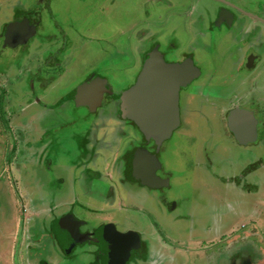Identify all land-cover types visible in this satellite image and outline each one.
<instances>
[{
  "label": "rangeland",
  "instance_id": "obj_1",
  "mask_svg": "<svg viewBox=\"0 0 264 264\" xmlns=\"http://www.w3.org/2000/svg\"><path fill=\"white\" fill-rule=\"evenodd\" d=\"M177 1L0 0V40L5 27L8 31L15 19L26 23L22 41L15 39L9 43L7 39V49L0 42V212H6L4 216L11 221L9 211L15 210L22 225L32 220L30 241H33L31 250L35 252V255L30 251L19 253L25 246L27 232H21L16 242L15 233L2 232V221L5 219L6 223L8 219L0 214V243L6 245L2 259H10L11 264H17L19 260L32 261V264L56 262L58 254L52 251L55 246L52 233L48 237L41 234L39 237L37 232L41 227L48 228L49 222L57 217L55 214L61 212H67L70 218H79L78 225L114 223L119 232L137 240L138 246L136 250H130L127 264H172L169 255L176 254L177 247L189 251L177 255L175 264H225L224 258L217 254L223 252L225 240L232 242L233 238L240 239L245 234L251 237L240 244L247 243L248 247L258 250L259 255H264V239L262 242L252 233L256 229L264 234V198L258 200L259 221L255 224L254 219L246 217L251 200L235 188L232 179H228L239 176L247 163L255 160L264 163V152L262 154L255 145L234 143L223 125L226 115L220 114L221 99L233 81L230 67L222 56L226 51L229 54L233 40L221 42L220 56H217L211 45H203L194 39L193 28L196 26L193 19L196 15L193 18L186 15L171 17L167 23V20L162 23L148 20L147 11L153 16L158 14L159 4L166 7ZM199 11L206 13L203 9ZM180 24L184 26L181 29ZM163 28L167 31L162 33ZM62 31L69 37V42ZM153 31L157 36L166 33L160 44L149 39ZM154 48H160L167 63H180L185 56L193 55L202 72L199 79L182 89V125L161 144L143 137L134 123L123 122L121 104L118 106L117 100L111 101L114 95L120 97L121 92L136 83L144 54ZM62 50L65 55L73 53L66 64V57L59 53ZM47 62L51 66H47ZM61 67L71 70L57 81L51 93L43 92L47 88L42 89L47 77L62 76ZM90 73H97L108 83L103 109L98 107L92 111L87 105L83 107L71 100L53 110L45 103L44 110L33 103L40 98L49 105L54 104L71 93ZM101 78L96 79L103 80ZM38 79L39 83L44 82L42 88L37 84ZM211 85L214 91L218 90L213 95H217L213 97L214 104L205 100L211 97ZM189 93L196 97L189 100L186 98ZM39 111L48 114L43 118L36 117ZM111 128L118 134V145L111 136L102 147ZM89 133L92 138L101 135V145L85 147L83 138ZM145 142L151 143V149L156 152L159 178L167 182L166 190L119 182L120 172L125 167L123 159ZM109 145L110 149H106ZM88 150L90 153H85ZM119 156L121 161L116 170L113 160ZM88 163L94 169L91 172L87 170ZM79 175L87 177L82 179ZM260 175L264 180V169ZM30 201L41 206L44 212L33 214L36 207ZM62 201H69L71 205L64 209L59 205ZM244 222H248L249 227L234 236L233 228L245 227ZM152 226L159 229V235ZM219 231L230 233L218 243H212L211 246L218 245L215 248L208 246ZM81 232H84L83 228ZM207 234L208 240L204 238ZM194 235L204 238L206 245L200 249L207 246L205 251L196 253L194 249L198 248L188 243V237ZM151 238L165 240L163 247L166 246L168 251L164 252ZM42 239L44 243L39 245ZM80 243L82 247L86 240ZM245 246L243 244L242 248ZM81 251L77 257L86 260ZM145 252L146 258L151 252L161 262L140 261L141 253Z\"/></svg>",
  "mask_w": 264,
  "mask_h": 264
},
{
  "label": "crops",
  "instance_id": "obj_2",
  "mask_svg": "<svg viewBox=\"0 0 264 264\" xmlns=\"http://www.w3.org/2000/svg\"><path fill=\"white\" fill-rule=\"evenodd\" d=\"M187 1H190V0H187ZM187 1L184 2V0H178L175 4H173V5L169 4L166 7L161 6L159 4V11L157 12L159 15L156 14V15L151 16L152 12L147 11V14L149 15V19L148 20L151 19L150 21L153 20V21H158L160 23H162L163 21L167 20L166 21V23H167L168 19L166 17L168 15H172L173 19H175L177 17L176 14H175L176 11H181L183 9L184 12H185V10H187L189 8V7L186 8L187 4L189 3ZM259 1L262 2V3L264 2V0H259ZM194 3L195 4H193L194 5L193 8L189 12L190 13L189 17H192L193 11L196 12V13H203V12L199 11V9H203V11H206V13L204 12V15H202V17H206L208 19V22H207V24L204 27L193 28L195 30V36H194L195 38L194 39L197 40V42H201V44H203V45L204 44L205 45H207V44L211 45L213 47V49H214V53L213 54H216L217 56H220L219 55L220 43L221 42H230L231 41L230 39L233 40V41H231L232 48L228 49L229 50V54H228V51H226V52H224V54L222 56L224 61L230 67L231 76L233 78V81L231 83H229V88L227 89V93H226L225 96L226 97H230L231 95H234L233 98H231V101L232 102L234 101L232 103V105L236 104V101H238L239 103H247L248 101H250V102L252 101L253 102V105H254L253 109L258 110V113H259L258 114L259 115L258 119H259L260 123H259V126H258V130H259V132L261 134V137L259 138L258 141L254 142V143H250L248 145H241L240 143H238V141L235 139V137H233V135L230 133V130H229L228 125H227V119H225V118L223 119L224 128H225L226 132H228L229 136L234 140L235 144H239L241 146L255 145L257 148H259L261 150V152L263 154V152H264V85L262 87H257L256 81L259 80V77H261V75H262V78L264 80V30L261 31V33L260 32H256L255 30H258V29H254V27H256V26H253V24H252V26L249 27L248 32H246L247 29H246V31L244 30V27H246L245 24H244V26L240 27L239 25H236L235 23H233L232 25H230L231 27L229 28V27H227L228 25H225L224 22H222V24H220L219 27H217V26H215V23L214 24H212V23L216 20L215 13H216L217 9L220 8V6L213 5L214 3H212L211 0H194ZM201 26H203V25H201ZM182 27H184V26L179 25L180 29ZM63 31H62V33H63ZM166 31H167L166 28H163L160 32L163 33V32H166ZM63 34H64V38H67V42H69V37L67 36V34L65 32ZM177 34H178V32H177ZM177 34H176V39L179 38V34L178 35ZM149 35L157 36L158 34H154V31H153ZM165 35H166V33L163 34V36L162 35L157 36V38H155V39L151 38V40L153 42H155V43L159 42V44H160V40L164 39ZM167 36H169V35L167 34ZM147 38H149V37H147ZM0 42H2V40H0ZM13 46H10V47H13ZM17 46L18 47L21 46V42ZM253 47H255V48H253ZM3 48L7 49L8 47H7V45H4ZM252 48L262 55L263 58L260 59L261 60V64H260V66L259 65L257 66V64H255L256 66H254L252 68V69H254V70H252V72L243 71L242 67H243V64H244V62L246 60L245 56L247 55V51L251 50ZM159 50H160V48H159ZM68 54L71 55L73 53L69 52ZM146 54H147V52L144 54L143 63L145 61ZM61 55L63 56V58L66 57L64 59V64H66L68 62V60L70 59L69 55H65V51H63ZM188 57H192V59L194 60L193 55L185 56V59H187ZM217 59H220V58L218 57ZM49 66H51V65H49ZM64 70L65 71L62 72V76H59L58 78H56V76H55L54 79L49 81L50 78L47 77L48 79H47V82L45 83L46 86L43 87V88H42V86H44V82L41 81V83H39L40 79H38L37 84L39 85L40 88L44 89V88L47 87L44 91L43 90H41V91H43V92L48 91L49 93H51L53 88L55 87V84H57V81L59 79L63 78V76L66 74V72L71 70V68H69V67L66 68L65 67ZM90 75H93L94 77H99V78L102 77V76L101 77L98 76L97 73H94V74L90 73V74H88L86 76V80H87L88 76H90ZM201 75H202V72H201ZM201 75H200V77H201ZM37 77H38V75H36V78ZM101 79H103V78H101ZM103 80H105V79H103ZM83 81H81L76 87H78L79 85L84 84L85 82H83ZM106 85L108 86L107 81H106ZM76 87L73 88L71 93H67L64 97H62L58 101H55V103L52 104V105H49L46 101L45 102L42 101V99H40V98H39V100L37 102L34 101L33 103H36V105L38 107H41L43 110H44L43 103L47 104L48 105L47 107L52 108L59 101H61L63 98H65L68 94H69L70 97L74 98L73 97V93H74L73 91H74V89ZM210 88H213V86L211 85ZM77 89L78 88H76L75 91H77ZM217 91H214V88H213V91L209 94L211 97L205 98L206 102L209 101V102H211V104H214L213 101H216V100H214L213 97H217V95H215V96H213V95ZM221 95L222 94H220L219 96H221ZM194 97H196L194 93H189L188 96H186V98H188L189 100L190 99H194ZM182 99H181V102H184V100L182 101ZM116 100H117V102H116ZM118 100H119V97L115 96V95L111 99L112 102H114V103L116 102V104L118 103V106H119L120 102ZM71 101H73V100H71ZM103 104L104 103L102 101L101 105L99 106V109H103ZM61 105H63V104H61ZM243 105H246V104H243ZM247 105L252 106L251 103H248ZM83 107H86V106H83ZM219 109H220V114L222 113L223 116L224 115L227 116V112L230 111L231 106L229 107L227 104L222 102V105H220ZM47 114H43L42 111H39L38 114H35V116L39 117V118L40 117L43 118ZM116 116H118V113L116 114ZM117 119L119 120L118 117H117ZM123 122H128V124L132 123L129 120H124ZM181 125H182V121H181ZM125 126H129V125H125ZM136 129H138V128L136 127ZM140 134L142 135L141 131H140ZM111 136H114L115 142L118 145V134L114 132L113 128H111V132H110L109 135L106 136L107 138L104 139V141L102 143V147H103V144L104 145L106 144V142H107L106 140L108 138H110ZM100 139H102L101 135L96 137V138H92L90 136V133L86 134L84 136V138H83V140L86 141V144H85L86 146L85 147H87V146L91 147L92 145L98 146L101 143ZM40 140H42V138H40ZM104 147H106V146H104ZM146 147L151 149V147H152L151 143H148ZM106 149H110V145L107 146ZM85 153H90V151L88 150ZM85 159L88 160V156H86ZM120 161H121L120 156L116 160H113V163L116 164V170L118 169L117 167L120 164ZM123 161H124V164H126L125 158L123 159ZM89 162H90V159H89ZM87 165H88L87 166L88 172H91V171L94 170L91 167L92 164L90 165V163H88ZM263 169H264V163L261 162V161L258 162V160H255L254 162L247 163L246 166L243 167V169H241L239 171V176L228 177L229 180L230 179L233 180V185L235 186V188L238 191H240L242 193V195H244L246 198H249L251 200V202H250L251 209L248 210L249 211L248 213H246V217H249L250 219H254L255 220V224H256L257 221H259L258 217H257V214H258V211H259L258 210L259 209L258 208V205H259L258 200L261 199V198H264V180L261 179V175H260V172H262ZM125 170H126V167L122 168V170L120 172V174L122 176L119 179V182L122 185H124L125 183L132 184L133 182L128 180V177L125 174ZM88 172L86 174H88ZM79 176L82 179H84V176L87 177L86 175H84V176L79 175ZM147 188H149V187H147ZM164 188H165V190L168 189L166 186ZM160 189H162V188H160ZM115 202L116 201H114V203ZM30 203L32 205H35V203L33 201H30ZM59 205L60 206L63 205V207L65 209L66 205H71V202L62 201V202L59 203ZM14 207H15V209H17L15 205H14ZM35 207H36V209H33V212H32L33 214H36V213H39V212H41V213L44 212V211H42L43 209L41 208V206H36L35 205ZM33 208H34V206H33ZM50 209H49V211L52 213V208H50ZM45 210H46V206H45ZM47 211L48 210H46V213H47ZM5 213L6 212H3V213H2V211L0 212V214L2 216H4ZM53 214H55V212H53ZM55 215L57 217H64L65 216L64 220L69 221L71 224L73 223L72 224L73 226H74V224L76 222L78 223L79 221H81L79 218H75V217H74V219L72 217L70 218V216H69V214L67 212H65V213L61 212L60 214H55ZM9 217H11V221H10V219H8V217L4 216V218L8 219V221L6 223L4 222L5 219L2 221V224H3V228H2L3 231L2 232H8V230H10L13 234L15 233L16 242H17V239L19 240L18 237L20 236L21 232H23L25 230L27 232V237L25 239V246L20 250L19 253L24 254L25 252L30 251V253L32 255H35V252L31 250V247L33 246V241H30V235L33 233L32 232L33 231L32 230V224H31L32 220L30 221V223L29 222L23 223V225H22V220H21L20 216L16 213L15 210L13 212L9 211ZM53 221H54V219H53ZM9 222H10V224H8ZM106 222L107 221H105L104 223H106ZM4 223H5V226H4ZM93 223H95V222H92V223L91 222L90 223L89 222H87V223L85 222V223H83V225H80V229L83 228L84 231H85V230H87L89 228H95V227L101 225L100 224V225H97V226H93ZM25 225H26V227H24ZM243 225H245V227H242L241 229L236 228V227L233 228L234 231L232 230L231 233H233L234 236L235 235L237 236L239 233H243L249 227V224H248V222H244ZM44 228H45V226L41 227L40 230H39L41 232L38 231L37 233H38L39 237L41 235L48 237V235L52 233V237L51 238H52V241L54 242V245H55V246L52 247V251H56V253L58 254V260L56 262H54L53 264H102L100 262L101 257H100L99 254H97L99 252V247L95 243L86 242V245H84L82 247H80L81 243H79L78 245L74 246L72 251L68 252V251L64 250L62 248V246L60 245L56 234L54 233V231L51 228V222H49L48 228H46V229H44ZM152 228L156 231V233L158 235L160 234V231H159V229L157 227L152 226ZM16 229H17V231H16ZM238 230H239V232H238ZM225 233L219 231L217 233V235L214 236L212 242L208 246H211L212 243L213 244L218 243V240L221 241V239L227 237L225 235H227L230 232H225ZM252 233L255 236L257 235L258 238L262 239V242H263L264 234L262 232H259V231H257L255 229V230L252 231ZM196 235H200V234L197 233ZM196 235L189 236L188 237L189 238V242L188 243L191 246H193L194 248H196V247L198 248V249H194V251H197L196 253H199V251L201 253V252L205 251L208 248L207 246H205V249H200L202 246L204 247V245H206L204 238L206 240H208L210 238H209L208 234L204 238H197V237H195ZM245 235H246L245 237H247V238H245L246 240L251 237V235L250 236L247 235V234H245ZM151 240L152 241H157L159 246L162 247V249L164 250V252L168 251V248L166 246L163 247V245L165 243V240H163L162 238H160V239L157 238V240H153L151 238ZM240 241H243V240L239 239L238 237L233 238L232 242H226V240H225V243L223 244L224 246L222 248L223 252H225V253H223V252H218L217 253L219 256L224 258L223 262L225 264H227V261H231V259H233L235 256H237V258L239 256H243V255L247 256V255H251L255 251L254 248L248 247L247 243H243L246 246L244 248H242L243 244H240ZM6 242H8V241H6ZM13 243L15 244V239L14 238H13ZM43 243H44V239L39 241L38 244L39 245H43ZM6 244H8V243H6ZM19 244L20 243H18V245ZM18 245L16 244V247H15L16 250L19 249ZM212 246L215 248V246H218V245H212ZM13 248L14 247H12V249ZM177 248L178 249H176V254L173 253V254L169 255V260L173 261L172 264L173 263L175 264L176 261H178V259H176L177 255H184L187 251H189L188 249H183L182 247H180V248L177 247ZM81 250L84 251V254L86 256V260H81V257H77V255L82 252ZM232 250H234V253L230 254V252ZM228 251H229V253H228ZM5 252H6V245H4L3 243H0V257H1L0 258V262H3L4 264H11L10 259H2V255ZM159 252H161V249L159 250ZM226 253H228V254H226ZM22 254H21V256H22ZM141 255H143V258L139 259V260H143V261L147 260L148 262H153V263H156L158 261L161 262V260L158 258V256L156 254L151 255V252L149 253V256L147 258H146V252L141 254ZM203 255L206 256V253H203ZM14 256H15V253H14ZM172 258H173V260H172ZM213 260L214 259H212V261ZM17 264H32V261H30V263H28V262L24 263L22 260H19Z\"/></svg>",
  "mask_w": 264,
  "mask_h": 264
},
{
  "label": "water",
  "instance_id": "obj_3",
  "mask_svg": "<svg viewBox=\"0 0 264 264\" xmlns=\"http://www.w3.org/2000/svg\"><path fill=\"white\" fill-rule=\"evenodd\" d=\"M24 26L26 23L23 22L10 25L8 35L12 36L17 31L23 35ZM164 59L159 48H154L145 59L136 83L120 96L121 117L133 122L147 140L152 138L160 144L169 140L181 126V90L201 75L192 59L180 63H167ZM106 92V82L95 79L78 87L73 96L77 105H87L95 111ZM228 126L241 145L254 143L258 139V122L250 111H232ZM158 169L159 165L152 156L138 150L130 159L127 173L131 180L158 189L164 185L157 176ZM66 225V228L70 226L69 223ZM113 229L107 226L108 233L116 240L110 242L109 264H123L128 259V238ZM68 235L73 236L67 229Z\"/></svg>",
  "mask_w": 264,
  "mask_h": 264
},
{
  "label": "flooded vegetation",
  "instance_id": "obj_4",
  "mask_svg": "<svg viewBox=\"0 0 264 264\" xmlns=\"http://www.w3.org/2000/svg\"><path fill=\"white\" fill-rule=\"evenodd\" d=\"M186 1L187 0H184V2H186ZM211 1H212V3H214L213 5L220 6V8L217 9V11L215 13L216 20L212 23V24L215 23V26L219 27V25L222 24V22H224L225 25H228L227 27H229V28L231 27L230 25H232L233 23H235L236 25H239L240 27L244 26V24H245L246 27H244V30L246 31V29H247L246 32H248L249 27H251L252 24H253V26H256V27H254V29H258V30H255L256 32H260L261 33V31L264 30V2L262 3L259 0H211ZM187 2H189L188 3L189 5L187 4L186 8L187 7H189V8L187 10H185V12H184L183 9H182L183 11L182 10L181 11H176L175 14H176L177 17L178 16L179 17L183 16V15H186V17L190 16L189 12L193 8V6H194L193 4H195V3H194V0H190V1H187ZM190 6L192 8H190ZM194 15H196V18L193 19V22L195 23L194 26H196L195 28L204 27L207 24L208 19L206 17H202V15H204V13H196V12L193 11L192 18H193ZM169 16L172 17V15H168L166 17L168 20H170ZM19 20L15 19L14 22L15 23H20V22H18ZM180 25H182V24H180ZM201 25H203V26H201ZM6 28L7 27H5V29L3 31V34H1L2 35L1 36V40L3 42V45H6V43H7L6 40L7 39L9 41V43H12V41H15V39L20 40L22 38V34L20 33V31H17L12 36H9L8 33H7L8 31H7ZM149 37H151L152 39L157 38L156 36H149ZM21 41H22V39H21ZM7 46H8V44H7ZM19 47H21V46H19ZM253 48H255V47H253ZM253 48L251 50L247 51V55L245 56L246 60H245V62L243 64V67H242L243 71L252 72V70H254L252 68L254 66H256L255 64H257V66L258 65L260 66V64H261V60L260 59H262L263 57H262V55L260 53L255 51ZM67 55H69V54H67ZM187 59H192V57H188ZM185 60H183V61H185ZM45 64L47 66H49V62H47ZM59 65H62V63H60ZM64 68L65 67H61V71L62 72L65 71ZM53 69H55V68H53ZM55 76L56 75H54L53 77H48V78H50L49 81L54 79ZM196 80H194V81H196ZM84 82H87V80H85ZM84 84H86V83H84ZM84 84H82V85H84ZM82 85H79L78 87H80ZM256 85H257V87H262L264 85V80L262 78V75H261V77H259V80L256 81ZM78 87H76V88H78ZM76 88L73 91L74 93L76 92L75 91ZM233 96L234 95H231L230 97H226L225 96L222 99V102L227 104L229 107L231 106V109H230L229 112H227V116H226L227 125H228L229 116H230L231 112L236 110V109H240V110H246V111L252 112L254 114V117L256 118V120L258 122V126H259V123H260L259 119H258L259 118V115H258L259 113H258V110L253 109V107H254L253 102L252 101L251 102L248 101L247 103H239L238 101H236V104L232 105V103L234 101L232 102L231 98H233ZM68 97H69V94L65 98H63L61 101H59L56 105H54L51 109H53L54 107H59V104L60 105L64 104L67 100L68 101L69 100H73V101L75 100L76 101L75 98L67 99ZM181 99H182V94L180 93V105H181ZM118 101L121 104L120 97H119ZM248 103H251L252 106L247 105ZM243 104H246V105H243ZM180 114H181V111H180ZM228 128H229V126H228ZM230 133L233 135V137H235L234 134L231 131H230ZM143 137H144V135H143ZM260 137H261V134H260V132L258 130V139H257V141L259 140ZM147 144H148V142L147 143L145 142V144L141 145L137 149H134L131 153H128L125 156V160H126L125 174L128 177L129 181L133 182L134 184L140 185V186H143V185H141L140 183L135 182V181L130 179V177L128 176L127 170H128L130 159L132 158V156L138 150H143V151L147 152L150 156H152L154 159H156V157L154 155L156 152L154 150L150 149V148H147L146 147ZM151 146H152V144H151ZM157 176L159 177L158 171H157ZM160 179L164 182V185L161 188L165 189L164 187L167 184H166L165 180H163L162 178H160ZM64 217H56L54 219V221L51 222V228L54 231V233L56 234L57 239H58L60 245L62 246V248L64 250L70 252V251H72L74 246L78 245L80 242H82L84 240H86V242L95 243L99 247V252L97 254H99L100 257H101L100 262L102 264H109V255H110L111 248H112V244L111 243L112 242H116V240H115V238L112 237V234L108 233L107 226L113 227L114 231L115 230L118 231L117 227L114 224L108 225L109 223H103L100 226H97L95 228H89V229L85 230L84 232H81L80 225L75 223L74 224L75 227H74L72 225L73 223L71 224L69 221L64 220ZM67 223H69V225H70L68 228H66L67 227V225H66ZM64 226H66V227H64ZM67 229L73 235L72 237H71V235L67 236ZM109 232H110V230H109ZM119 233H121V232H119ZM121 234L126 235L127 238H128V243H127L128 247H129L128 254L130 253V250L131 251L136 250V247L138 246L137 240H135L133 237H129L126 233H121ZM75 237H77L78 240ZM245 238H247V237H245V236L240 237V239H242V240L245 239ZM141 254H143V253H141ZM142 258H143V255H140L139 259H142ZM127 261L128 260H125V262L123 264H127ZM140 261L145 262L143 260H140ZM263 263H264V255L263 256L259 255L258 250L254 251L251 255H247V256L243 255V256H239L238 258H237V256H235L233 259H231V261H227V264H263Z\"/></svg>",
  "mask_w": 264,
  "mask_h": 264
},
{
  "label": "trees",
  "instance_id": "obj_5",
  "mask_svg": "<svg viewBox=\"0 0 264 264\" xmlns=\"http://www.w3.org/2000/svg\"><path fill=\"white\" fill-rule=\"evenodd\" d=\"M62 52H63V50H62ZM62 52L60 51L59 53L62 54ZM150 52H151V51H150ZM150 52H149V53H150ZM149 53L146 54L145 59L148 57V54H149ZM96 78H98V77H94L93 75H90V76H88V78H87V82L89 83L90 81H93V80H95ZM89 79H90V80H89ZM87 82H85V83H87ZM69 98L72 99V97H70V96H69L67 99H69ZM67 99H66V100H67Z\"/></svg>",
  "mask_w": 264,
  "mask_h": 264
}]
</instances>
